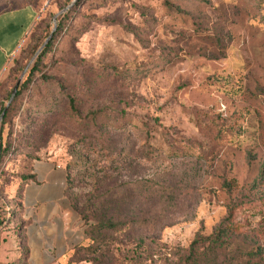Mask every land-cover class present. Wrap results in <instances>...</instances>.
Returning <instances> with one entry per match:
<instances>
[{
    "label": "rangeland",
    "instance_id": "obj_1",
    "mask_svg": "<svg viewBox=\"0 0 264 264\" xmlns=\"http://www.w3.org/2000/svg\"><path fill=\"white\" fill-rule=\"evenodd\" d=\"M39 2L0 86L7 105L48 39L33 54L35 40L68 14L19 99L14 136L31 107L35 129L31 143H18L16 163L28 164L24 154L55 156L70 201L81 209L99 199L127 224L105 234L107 244L87 257L90 264H178L197 238L224 223L233 233L207 262L264 264V0ZM67 94L83 117L100 110L105 117H72ZM218 125L233 128L219 144L206 133ZM4 194L0 189V217L18 203ZM12 231L0 233V244L7 237L0 264L13 258ZM252 250L256 260L240 257Z\"/></svg>",
    "mask_w": 264,
    "mask_h": 264
},
{
    "label": "crops",
    "instance_id": "obj_2",
    "mask_svg": "<svg viewBox=\"0 0 264 264\" xmlns=\"http://www.w3.org/2000/svg\"><path fill=\"white\" fill-rule=\"evenodd\" d=\"M39 1L0 0V83L5 79L10 60L38 19ZM30 174L35 179L25 183L19 198H16L19 183L9 190L11 201L18 200L16 204L17 200L13 202L14 206L21 209L14 212L8 226L13 229L9 233L13 258L7 264H63L75 248L86 242L87 226L66 196L67 173L55 156L33 161ZM19 226L21 231L17 232ZM6 239L5 236L0 249ZM23 251L26 258L21 260Z\"/></svg>",
    "mask_w": 264,
    "mask_h": 264
},
{
    "label": "trees",
    "instance_id": "obj_3",
    "mask_svg": "<svg viewBox=\"0 0 264 264\" xmlns=\"http://www.w3.org/2000/svg\"><path fill=\"white\" fill-rule=\"evenodd\" d=\"M68 14L63 15L60 18V22L58 24V29H56L53 33L51 42L45 47V49L42 51V53L38 56V59L35 63V65L32 67V69L28 72V75L26 77V80L22 83L21 86H19L17 95L15 96L11 106L9 107V110L0 126V140H1V155H0V189L1 193H3V196L6 198L9 194V189L15 185L16 182L19 183V188L17 190V198L20 197L23 187L27 181H33L35 179L34 176H32L30 173L32 172V163L35 160H38L39 158L37 155L32 154H24L25 160L28 162V164H24L21 167V164H17V158L20 157L21 154H19V145L26 141V139H29L27 142L31 143L30 139L33 137L32 130L35 129L34 126V119L29 117L30 110H33L34 108H28V113L23 116L21 114V117L19 119L20 128L22 127V132H20L19 136H14V128L16 125L17 117H19L21 112V105L19 104V99L23 94V91L28 88L32 82V79L35 76V73H37L41 67L43 66V59L47 55V53L50 51L53 43L56 40V37L58 34L65 28V24L67 22ZM50 30L47 29L42 33L41 36H39L33 46L32 53H36L41 46L44 44V41L49 39V32ZM51 33V34H52ZM44 35V36H43ZM46 81H52V78L49 77H43ZM8 83V82H7ZM19 83V82H18ZM16 84V86L18 85ZM7 85V84H6ZM16 86L11 88L7 94V102L10 100ZM63 91H65L64 86H60ZM6 86H0V116L3 112V110L6 107V101L4 100L3 96L5 93ZM246 98L253 97L252 94L247 93L244 94ZM67 101H68V110L72 117L86 121L88 123H97L102 117H105L106 111L100 110V111H90L86 114L85 117H83V114L80 110V108L77 105V101L73 96L66 95ZM231 127L226 125H218L215 128L207 129L206 133L209 135V137L215 141V143H222L226 138H229L231 135ZM6 132V136L4 135ZM19 133V132H18ZM29 133V134H28ZM23 134L25 135L23 137ZM34 135H44L42 133V130H36L34 132ZM21 136V138H20ZM18 137V138H17ZM26 142V143H27ZM25 146V145H24ZM30 146V145H29ZM26 147V146H25ZM259 183L264 184V166L261 170L260 175V181ZM6 191V192H5ZM66 196L72 206V208L76 211V213L82 218L85 225L87 226L86 229V242L75 248L72 255L70 256L68 263L69 264H90L92 262L87 257L93 256L97 253L100 247L107 244L105 234L108 233H115L121 231L127 224L125 222H122L121 220H118L115 216H111L108 214V212H105L103 208L98 204V200L91 201L87 204H84L82 208L80 209L78 207V202L73 203V201H70L69 195H68V188H66ZM11 200V199H10ZM21 209V206H16L15 208H12V213H9V216L6 217V213L1 214L0 217V231H3L6 229L11 221L13 220L14 212ZM232 217V214L229 217ZM8 225V226H7ZM232 225V224H230ZM7 226V227H6ZM228 223H224L219 230L212 235L209 238H197L192 245L189 247L188 252L185 256V258L181 261H179L178 264H207L208 258L210 256L215 255L218 252H221L224 250L226 239H228L232 233L233 230H231ZM6 227V228H4ZM21 231V226L17 228V232ZM140 250L144 247V242L140 244ZM23 256L21 257V260L23 258H26V251H23ZM138 255V253H136ZM260 256L258 251H248L246 254H242L240 257H245L251 260H256ZM140 257V256H139ZM251 257V258H250ZM132 259H135L137 262L138 259L136 256H133ZM89 262V263H88ZM211 263V262H210ZM208 263V264H210ZM141 264V263H139Z\"/></svg>",
    "mask_w": 264,
    "mask_h": 264
},
{
    "label": "water",
    "instance_id": "obj_4",
    "mask_svg": "<svg viewBox=\"0 0 264 264\" xmlns=\"http://www.w3.org/2000/svg\"><path fill=\"white\" fill-rule=\"evenodd\" d=\"M73 4L66 8L65 10L62 11V13H65L67 12L68 10H70L72 8ZM57 27V26H56ZM56 30V28H55ZM54 30V31H55ZM53 31V33H54ZM53 33L51 34L50 38L47 40V42L44 44V46L41 48V50L38 52L37 56H39V54L43 51V49L48 45V43L50 42V40L52 39V36H53ZM21 81L18 83V85L16 86L11 98H10V101L8 102V104L6 105L5 109L3 110L1 116H0V124L3 122L8 110H9V107L11 106L15 96L17 95V91H18V88H19V85H20ZM1 150H2V146H1V140H0V155H1Z\"/></svg>",
    "mask_w": 264,
    "mask_h": 264
}]
</instances>
